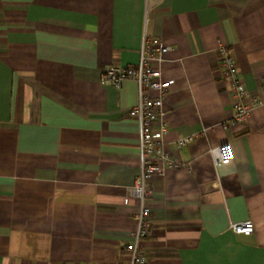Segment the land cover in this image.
<instances>
[{
    "label": "crops",
    "instance_id": "crops-1",
    "mask_svg": "<svg viewBox=\"0 0 264 264\" xmlns=\"http://www.w3.org/2000/svg\"><path fill=\"white\" fill-rule=\"evenodd\" d=\"M145 37L172 47L165 149L179 161L148 183L147 264H264V0H0V264H130L138 85L101 75L137 64ZM220 43L261 100L232 126ZM246 220L253 233L233 231Z\"/></svg>",
    "mask_w": 264,
    "mask_h": 264
},
{
    "label": "built area",
    "instance_id": "built-area-1",
    "mask_svg": "<svg viewBox=\"0 0 264 264\" xmlns=\"http://www.w3.org/2000/svg\"><path fill=\"white\" fill-rule=\"evenodd\" d=\"M171 50V45L162 39L145 37L137 64L127 66L108 64L102 68L101 80L104 83L120 85L130 79L136 81L138 85V102L128 110V115L139 122L140 167L130 192L139 200L135 214L137 226L126 244L130 264H147L148 261L146 251L141 245V241L152 233V212L147 204L150 194L148 183L153 177L163 173L165 165L179 166L178 159L165 149V136L168 132L165 103L175 79L164 76L162 64ZM218 55L233 93L234 112L223 125L245 123L252 109L261 104V100L247 90L235 57L223 43L218 46ZM194 139L195 135L185 136L179 138L177 143L181 147ZM214 153L219 165H230L235 158L232 144L228 141L215 147ZM129 200L125 197L124 203H128ZM231 228L238 234L249 235L254 232L255 225L253 221L246 220L233 222Z\"/></svg>",
    "mask_w": 264,
    "mask_h": 264
}]
</instances>
